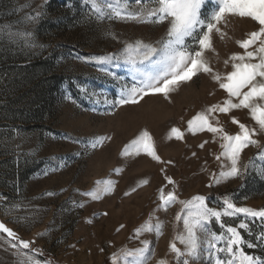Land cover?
I'll return each mask as SVG.
<instances>
[{
    "label": "rangeland",
    "instance_id": "rangeland-1",
    "mask_svg": "<svg viewBox=\"0 0 264 264\" xmlns=\"http://www.w3.org/2000/svg\"><path fill=\"white\" fill-rule=\"evenodd\" d=\"M129 3L135 6V0ZM37 12L43 15L33 20ZM89 12L84 0H0V222L22 239L34 240L31 247L43 252L38 258L52 264H112L113 253L140 247L142 240H148L156 253L149 264L165 256L170 264H178L168 245L183 232L182 222L175 220L181 206L158 208L159 190H173L165 177H172L183 200L203 195L210 207L220 209L228 197L238 206L264 207V177L257 172L264 168L258 155L261 149L250 145L241 153L242 170L255 158V167H250L243 179L208 186L212 174L219 175L221 164L227 163L223 157L216 160L222 151L221 140H213L212 133L206 131H187L188 120L227 96L208 74L193 77L167 99L163 94L149 95L135 105L113 108L103 95H91L103 90L107 99L113 100L118 89L97 65L78 57L117 52L124 41L153 42L166 25L108 19L89 22ZM255 29L250 20L230 18L224 28L227 36L223 40L213 37L216 52H206L213 70L222 74L231 71V64L225 66L224 60L233 52H243L235 41ZM107 31L116 33L118 39L106 36ZM26 33H32L44 47L24 49L23 42L30 39ZM115 70L131 82L125 66ZM81 86H86L87 92H82ZM218 116L230 134L239 131L231 116L249 128L257 127L247 109ZM172 127L184 133L182 140L168 138ZM143 130L151 134L163 163L143 152L121 155L126 145L129 153L135 152L131 141ZM94 138H103V142L93 149L90 141ZM254 138L264 145V135ZM204 141L208 143L200 148ZM29 150L34 154L25 155ZM52 168L57 170L43 174ZM117 168L119 172L114 171ZM107 179L115 182V190L102 199L81 195L92 190L96 181ZM144 179L148 183L137 187ZM134 187L135 192L124 195ZM150 213L154 223L163 222V235L142 233L137 237L134 229ZM224 219L236 226L244 217ZM246 222L254 235L261 231V221ZM208 228L221 231L215 220ZM177 246L183 248L179 241ZM246 250L264 258V245ZM16 262L17 257L0 249V264ZM191 264H208L207 254Z\"/></svg>",
    "mask_w": 264,
    "mask_h": 264
},
{
    "label": "snow or ice",
    "instance_id": "snow-or-ice-1",
    "mask_svg": "<svg viewBox=\"0 0 264 264\" xmlns=\"http://www.w3.org/2000/svg\"><path fill=\"white\" fill-rule=\"evenodd\" d=\"M84 3L90 8L87 14L89 22L92 19L96 21L108 19L166 25L165 32L153 42L149 43L141 39L124 41L123 47L117 52L86 58L78 57L85 63L97 65L98 71L118 89L113 100H108L103 90L100 93L93 91L91 95H103L105 103L113 108L135 105L149 95L163 94L167 99L170 93L192 81L193 77L198 78L199 74H208L227 96L222 102L207 106L187 121L188 132L195 134L206 131L212 133L213 140L217 137L221 140L222 151L216 156V160L220 161L223 157L227 163L221 164L222 170L219 175L212 174V182L208 186L232 178L243 179L248 169L255 167V158L244 164L243 170L241 167V153L250 145L261 149L258 155L264 160V145L254 138L264 135V0H135V6L131 5L129 0H84ZM209 5H211L210 9ZM42 15V12H37L32 19L37 20ZM230 18L250 20L256 25V29L248 32L245 38L235 41L243 52H233L224 60L225 66L231 64V71L222 74L214 71L210 66L206 52H216L213 37L215 35L223 40L227 36L224 28L227 27ZM25 35L30 39H25L23 42L24 49L44 47L36 43L32 33ZM105 35L118 39L116 33L112 31H107ZM146 63L148 69L145 68ZM122 66L127 68L131 77L130 83L126 81L125 76L115 70ZM81 91L87 92V87L81 86ZM234 109H247L257 127L249 128L235 116H231V123L238 125L239 131L235 134L226 131L218 114H231ZM173 137L182 140L184 133L179 128L172 127L168 138ZM102 142L103 138H94L90 141V146L94 149ZM207 143L208 141H204L199 147L203 148ZM131 145L134 146L135 152L129 153L126 145L121 155H139L143 152L163 163L147 130L141 131L131 141ZM33 154L34 150H29L25 155ZM55 170L57 169L45 170L43 174L48 175L49 171ZM114 171L119 172L120 169ZM257 172L264 177V168L257 169ZM165 179L173 186V190L165 192L163 187L159 190L161 203L158 208L167 210L168 206L177 203L181 206L175 220L182 222L183 232L177 233L168 245L178 264H191L193 261L203 260L205 254L208 264H213V261L214 264H264V258L246 250L264 245V207L238 206L228 197L224 198L220 209L210 207L207 197L203 195H194L190 199L183 200L176 193L175 181L172 177L166 176ZM147 183V179L141 180L137 187ZM114 190V181L98 180L92 190L81 195L92 200H100ZM135 191L134 187L124 195H130ZM45 195L51 196L55 193L46 192ZM78 206L83 207V203ZM239 216H243L244 220L236 226L227 224L224 219ZM213 220L221 228L219 233L211 232L208 228ZM257 220L261 221V231L254 235L249 222L246 221ZM163 227L162 221L153 222L150 213L149 218L134 231L137 237L142 233H155L159 236L163 235ZM245 233L249 238L245 237ZM0 237L3 238L0 240V249L17 257L16 264H52L51 260L38 258L43 256V252L41 249L31 247L35 243L34 240L22 239L3 222H0ZM177 241L183 248L177 246ZM155 255V250L150 247L149 241L142 240L140 247L122 248L119 252L113 253L111 261L112 264H149V260ZM156 264H170V262L165 256L157 259Z\"/></svg>",
    "mask_w": 264,
    "mask_h": 264
}]
</instances>
